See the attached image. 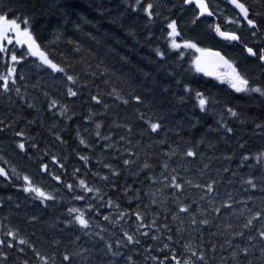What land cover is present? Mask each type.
I'll list each match as a JSON object with an SVG mask.
<instances>
[{"label": "trees", "instance_id": "obj_1", "mask_svg": "<svg viewBox=\"0 0 264 264\" xmlns=\"http://www.w3.org/2000/svg\"><path fill=\"white\" fill-rule=\"evenodd\" d=\"M207 1L215 18H199L196 8L184 5L183 0H140L139 5L136 0H0V8L17 9L10 18H30L22 26L29 28L45 59L64 69H51L27 48L0 52V75L7 74L9 67L16 69L11 91L0 88V168L9 177L0 175V240L5 241L0 245V253L5 254L0 255V264H67L64 254L72 264H124L129 257L128 264H158V260L169 264L173 255L180 264L185 260L198 264L201 251L206 264H264V238L258 236L264 230V218L255 215L264 212V97L237 94L227 81L197 71L195 60L200 53L185 47V42H191L218 49L250 84L264 86L261 62L251 58L241 44L221 41L214 32L219 23L224 30L236 31L241 43L258 52L264 48V0H241L249 8V18L258 21L256 37L229 0ZM148 4L153 5L150 16L144 11ZM228 17L240 19V25L228 23ZM173 19L179 36L170 38L167 24ZM173 40L180 49L171 48ZM157 47L165 52L166 60L156 55ZM12 51L23 59L11 61ZM137 68L150 76L145 78ZM69 75L72 81L67 80ZM185 85L190 95L185 94ZM69 88L77 93L75 97L67 95ZM146 88L151 91L145 92ZM134 92L143 94L142 102L132 99ZM196 92L211 101L206 113L199 109ZM52 99L59 104L49 109ZM60 105L67 109L64 116ZM228 107L242 113L245 122L227 115ZM222 115L234 133L225 136L223 130L209 131ZM192 118L200 123L190 129ZM150 123H162V128L153 133ZM18 131L25 136L17 137ZM21 139L24 150L18 147ZM180 140L179 151L174 152ZM33 143L36 148L31 147ZM188 148L198 155H184ZM52 155L59 163L52 161ZM244 156L249 159L241 165ZM124 160L130 164L124 165ZM42 164L47 165L46 171ZM162 173L177 176L182 188L166 186L170 180L165 181ZM24 175L54 201L24 192ZM104 176L106 181L101 179ZM80 179L100 192H85L79 187ZM213 181L214 191L207 195L206 187H196ZM69 183L72 189L66 187ZM77 196L84 199L76 200ZM109 199L119 207L109 206ZM88 204L94 207L85 212L91 225L86 235L78 223L65 221L75 215L68 209H83ZM180 204L190 210L179 212ZM119 212L125 213L122 223L115 219ZM137 212L144 228L135 219ZM104 216L110 219L105 221ZM205 219L210 223L202 224ZM249 220L252 224L245 228ZM10 230L17 235L7 236ZM123 231L140 243L125 245L116 258L103 255L94 234L102 232L105 241L121 240L123 244ZM241 232L242 237L237 235ZM249 235L256 237L251 245ZM21 239L26 243L21 244ZM8 240L14 242L11 249L6 246ZM164 243L175 251L164 249ZM246 246L254 252L247 259L242 251ZM85 248L89 251L84 252ZM234 251L236 260L232 259Z\"/></svg>", "mask_w": 264, "mask_h": 264}, {"label": "snow or ice", "instance_id": "obj_2", "mask_svg": "<svg viewBox=\"0 0 264 264\" xmlns=\"http://www.w3.org/2000/svg\"><path fill=\"white\" fill-rule=\"evenodd\" d=\"M14 2V0H10V3ZM136 3L139 5L140 4V0H136ZM195 4L196 7L199 8L200 14L203 15L204 13H207L208 17H211L213 15V13L211 11H209L208 6L205 4V0H183V4L184 5H192ZM230 3L232 5L235 6L236 9L239 10L238 15L242 16L243 20L246 21L247 26L249 27L250 33L252 37H256L258 35V21L257 19L254 18H249V8L246 7L245 3L241 2V0H230ZM141 8H143V5H140ZM153 8L152 4H148L147 8L144 9V11H148L149 16L152 14L151 11H149L150 9ZM16 8L13 7L11 9L8 8H0V41H5L7 40V42L9 44H12V39H11V35L14 33L16 40H15V44H19V45H24L27 44L28 50L33 52V55H37L39 54L41 57H43V53H37L34 50L35 48V41L33 40L32 37V33L29 31L28 27H23L22 29V23L23 24H27L29 23V19H23L22 16L21 17H16V18H10L13 17L15 15L16 12ZM20 21V22H18ZM228 23L231 24H235V25H240L241 20L240 19H233L232 17H228ZM77 27H79V25H77ZM167 28L171 29V31L168 32V36L171 38L173 36H179V33L176 31L177 29V20L173 19L170 23L167 24ZM215 33L227 40H231V41H240L241 40V36H239L237 34L236 31H222L221 30V26L219 23L215 24ZM149 35H151V33H149ZM93 39H95V37H93ZM99 43V41H97ZM185 47L190 48V49H194L196 53H200L199 56L196 57L195 63H196V67H197V71L200 72H204L207 70V65L206 64H202V61H204L205 57H215L217 58L216 61H214L212 63V67L214 69H222V68H228L230 69V71L223 73V75H221L219 72L215 73L218 78H220L221 80H227L228 84L230 85L231 89L234 90L235 93L237 94H244V95H248V96H253L254 94H259L260 97H264V86H261L260 84H250V81L248 78H246L244 75H242L240 73V71L237 69V67L230 62L229 60L225 59L224 56L221 55L220 52L218 51H212V49H207V48H202V47H198L195 43H191V42H185ZM243 47L246 49L247 53L251 56V57H255L258 59V61L264 62V48H258V52L256 50H254V47H249L247 43H245L243 45ZM258 47V46H257ZM171 48L172 49H180L181 45L176 43L175 40H173L172 44H171ZM5 49L3 47L2 44H0V52H4ZM112 51H115V49H112ZM155 52L156 55L161 57L162 59L166 60V54L164 51H161L159 49V47L155 48ZM179 55L182 57L184 55V52L181 51L179 53ZM18 59H23V56L21 55L19 58L17 56V52L16 51H12L11 54V61L13 62H18ZM120 59L122 61L127 62L125 57H120ZM44 63L47 65H50L51 69L53 70H57L59 72H64L63 68H58V65L53 63L51 60H44ZM137 71L144 76L145 78H148L150 76L149 73L144 72L142 69L137 68ZM16 72L15 67H9L7 74L4 75H0V88L3 89L4 92H10L11 89L15 86L16 83V79L14 77V73ZM213 72H208V75H213ZM11 78V79H10ZM22 79V77H21ZM67 80L68 81H72L73 77L72 76H67ZM156 84L155 82H153V87H155ZM17 92H19V89L16 88L15 89ZM164 91H167V88L163 89ZM145 92H150L151 89L150 88H146L144 90ZM184 91L186 95H190V90L188 88L187 85L184 86ZM67 95L70 97H75L77 95L76 92H74L71 88L68 89ZM196 97H197V101H198V106L199 109L206 113L207 112V105L211 103L210 100H206L203 96V94L201 92H196ZM184 97H180L178 98L179 100H183ZM92 100H98V98L96 96H92L91 97ZM132 99H134L135 101L138 102H142L143 100V94H137V93H133L132 94ZM125 103H127V101H125ZM59 104V101L56 99H52L49 103H48V108L49 109H54L56 108V106ZM29 108L32 107V104L29 103ZM61 107V111H60V115L64 116L67 112V109L65 106L60 105ZM227 115L231 116L234 119L237 120H241V123L243 124L245 121L241 119L242 113H239L234 107H228L227 108ZM85 119H88V117H85ZM161 119H163V117L161 116ZM200 121L198 119L192 118V122L188 125V127L190 129H193L197 126V124H199ZM100 125L96 124V128L99 129ZM150 127L153 133L157 132L158 129L162 128V123H150ZM3 130V129H0ZM223 130L225 136H227V134L229 133H234V129L232 127L228 126V122L225 120L224 116L222 115L220 120L216 122V127L213 128L211 125L209 126V131L210 132H217ZM17 137H24L25 133L23 131H18L15 134ZM97 137L100 136V132L97 131L96 132ZM177 135H180V132H177ZM59 139V137H57ZM123 139V137H122ZM183 141H177V149L174 150V152H178L179 151V144L182 143ZM203 140L199 141L198 143H202ZM80 143L84 144L85 140L83 138L80 139ZM19 149L24 150L26 148V145L24 143V140L21 139L19 144H18ZM32 148H36L37 145L35 143H33L31 145ZM184 155H186L187 157H195L198 155V153L196 151H194L192 148H188L187 152L184 153ZM53 162L59 163L57 156L52 155L51 157ZM248 157L244 156L242 161H241V165H246L247 161H248ZM81 160H84L85 162H87V157H83L81 156ZM124 165H129L130 161L129 160H124L123 161ZM60 167H64V165H60ZM105 168H109L111 171V165L105 164L104 165ZM144 167H148L147 165H144ZM165 167H167V165H165ZM205 167H208V165H205ZM41 168L43 170H47V165L46 164H42ZM77 173L79 172V169L76 170ZM225 171H228V169H225ZM13 172L16 173L15 168H13ZM112 175H115L116 173L114 171H111ZM0 175H3L5 178H9L8 177V173L3 169L0 168ZM17 176H19V173H16ZM164 180L168 181L170 180V185H166V186H170L174 189H181L182 188V184L177 182L178 178L177 176L173 175L171 177H169L166 174H163ZM55 180L59 181L61 179L60 176H55L54 177ZM102 180H107L108 177L104 176L101 177ZM23 181L25 182V185L23 187V191L26 193H33L35 194L34 198H39L41 200H49V201H54V197L47 191H45L43 188L34 185L29 176L24 175L23 176ZM189 184H191V181H188ZM214 183L215 181L208 183L205 182L204 185H196V187L199 188H207V192L205 193V195H207V193H211L214 191ZM253 187H255V184L252 185ZM68 189H72L73 185L71 183H69L66 186ZM79 187L81 189H83L85 192H96L99 193L100 189L99 188H90L86 185V182L84 179H80L79 180ZM113 187H115V185H113ZM76 200H83L84 197L83 196H77L75 197ZM203 199V197L201 198ZM108 205L111 207H116L118 208L119 205H114L113 202L111 201V199L108 200ZM94 205L93 204H88L85 205V207L83 209L81 208H70L68 209L69 214H75L73 216V220L70 221H65V223H78L81 226V230L85 232V234H89L90 230H91V225H90V220L85 218V212L87 209L93 208ZM178 210L181 213H186L188 212L189 206L185 205V204H180L178 205ZM214 211L216 212H220L221 210L219 208L214 209ZM255 215L257 217H261L264 218V212H260L257 211L255 213ZM125 216L124 212H119L116 216V220L121 221L122 223V218ZM175 218V216H174ZM31 219L35 220L36 217H32ZM110 219L109 216H104V220L108 221ZM135 219L137 220H141V223L139 224V228H144L145 225L142 222V217L141 214L139 212L135 213ZM193 224L197 223L196 220H192L191 221ZM154 225L157 223L155 220H153L152 222ZM202 224H209L210 221L209 220H203L201 221ZM252 224V221L249 220L247 224L244 225L245 228H249V226ZM165 228L168 227L167 224L164 225ZM139 228L137 229V231H139ZM170 231V229H169ZM17 235L16 230H10L7 232V236L9 237H14ZM95 236L99 237V241L98 243L100 245H102V247L99 249V251L103 254V255H111V257L116 258L118 256H121V252L120 249L122 247H124L127 244H139L140 241L139 240H135L134 236L129 234L128 231H123L122 232V236L124 238H126V240H124V243H121V240H115L114 242L109 240V241H105L104 235L102 234V232H96L94 234ZM143 235H148L147 232L143 233ZM237 235L239 236H243V233H237ZM258 236L260 238H264V230H260L258 232ZM153 239H157V237L153 236ZM77 240H79V237L76 238ZM256 237L249 235L248 237V241L249 244L251 245V242L253 240H255ZM168 240L171 241L172 240V236L169 235L168 236ZM21 244H25L26 241L21 239L20 240ZM5 244L4 240H0V245ZM6 246L11 249L14 247V242L12 240H8L6 242ZM223 248V245L221 246ZM163 248L164 249H169L170 251H175L174 249L170 248V245L168 243H164L163 244ZM213 248H215V245H213ZM84 252H88L89 249L85 248L82 249ZM21 252L24 251L23 248L20 249ZM33 251H35L33 249ZM242 251L245 253V259H247L249 256L254 255L253 251H250L249 247L246 246L242 249ZM261 253L264 254V248L261 249ZM0 255H5L4 253H0ZM36 256H39L42 260L46 259V257L41 256V254L39 252H35ZM195 255V253H194ZM237 253L234 251L232 253V259L236 260L237 259ZM130 259V257L128 258ZM128 259L125 260L124 264H128ZM153 260H158V257L153 256L152 257ZM165 259H168L167 257H165ZM63 261L67 262V264H72V260L70 258V256L68 254H64L63 255ZM172 261H175L176 264H180V261L177 259V257L175 255L171 256L170 260H169V264H172ZM24 264H28L27 261L24 262ZM158 264H164V262L162 260H158ZM184 264H189V261L185 260ZM198 264H206V260H205V253L203 251H201L199 253V257H198ZM249 264H251V262H249Z\"/></svg>", "mask_w": 264, "mask_h": 264}, {"label": "rangeland", "instance_id": "obj_3", "mask_svg": "<svg viewBox=\"0 0 264 264\" xmlns=\"http://www.w3.org/2000/svg\"><path fill=\"white\" fill-rule=\"evenodd\" d=\"M22 29H23V26H22ZM33 37V36H32ZM11 39H12V44H9L8 42H7V40H5V41H0V44H2L3 45V47H4V49H5V51L4 52H6L9 48H11V47H14V48H19V49H21V48H27L28 49V47H27V44H24V45H19V44H15V40H16V37H15V34L13 33L12 35H11ZM33 40H34V38H33ZM35 41V40H34ZM33 51H35V52H37V53H42L39 49H38V46H37V44H36V42H35V48H34V50ZM28 53H31L32 55H33V52L32 51H29L28 50ZM34 56H36L37 58H41V60L43 59V60H45V56L43 55V57H41L39 54H37V55H34ZM228 71H230V69H228V68H224L223 70H221L220 71V74L221 75H223V73H226V72H228ZM220 79V78H219ZM221 80V79H220ZM223 81V80H222ZM225 81H227L226 79H225ZM182 252H180V254H181ZM181 257V256H180ZM180 260L181 261H183L184 259H181L180 258Z\"/></svg>", "mask_w": 264, "mask_h": 264}, {"label": "water", "instance_id": "obj_4", "mask_svg": "<svg viewBox=\"0 0 264 264\" xmlns=\"http://www.w3.org/2000/svg\"><path fill=\"white\" fill-rule=\"evenodd\" d=\"M205 4L208 6V9H209V11H211V9H210V7H209V5H208V3H207V1L205 0ZM192 5H194L195 7H196V5L193 3ZM234 6V5H233ZM196 9L199 11V8L198 7H196ZM238 10V9H237ZM212 12V11H211ZM238 12H239V10H238ZM249 14H250V12H249ZM199 16L201 17V18H212V17H214V14L211 16V17H208V15H207V13H204L203 15H201L200 14V11H199ZM217 35V34H216ZM217 37L220 39V40H225V41H231V40H227V39H225V38H223V37H221V36H219V35H217ZM232 42H236V41H232ZM212 51H216V50H212ZM218 52H220V51H218ZM221 53V52H220ZM221 55L222 56H224V54H222L221 53ZM225 57V56H224ZM225 59H227L226 57H225ZM217 60V58H215V57H205L204 58V61H203V64H206L207 65V71L208 72H215L216 70H218V69H214L211 65H212V63L214 62V61H216ZM228 60V59H227ZM264 63V62H263Z\"/></svg>", "mask_w": 264, "mask_h": 264}, {"label": "bare ground", "instance_id": "obj_5", "mask_svg": "<svg viewBox=\"0 0 264 264\" xmlns=\"http://www.w3.org/2000/svg\"><path fill=\"white\" fill-rule=\"evenodd\" d=\"M2 75V74H1ZM241 262V261H240ZM259 262V261H258ZM226 264V263H225Z\"/></svg>", "mask_w": 264, "mask_h": 264}]
</instances>
